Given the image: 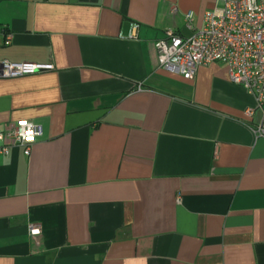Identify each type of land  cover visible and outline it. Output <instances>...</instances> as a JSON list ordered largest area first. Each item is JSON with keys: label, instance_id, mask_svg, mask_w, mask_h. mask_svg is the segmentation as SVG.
<instances>
[{"label": "crops", "instance_id": "1", "mask_svg": "<svg viewBox=\"0 0 264 264\" xmlns=\"http://www.w3.org/2000/svg\"><path fill=\"white\" fill-rule=\"evenodd\" d=\"M220 5L0 0V60L51 66L0 78V130L43 129L0 153V264H264L253 96L221 62L185 79L157 60Z\"/></svg>", "mask_w": 264, "mask_h": 264}, {"label": "built area", "instance_id": "2", "mask_svg": "<svg viewBox=\"0 0 264 264\" xmlns=\"http://www.w3.org/2000/svg\"><path fill=\"white\" fill-rule=\"evenodd\" d=\"M219 7L203 15V24L189 35L168 31L155 43L160 67L181 75L194 77L200 65L223 63L229 80L242 86L255 100L261 118L254 134L264 139V0H216ZM173 5L170 12L174 13ZM186 27L191 28L192 12L185 14ZM9 40L6 41V44ZM50 65L0 60V78L17 77L48 69ZM247 115L252 109L245 110ZM43 135L42 126L22 120L0 130V153L8 154L21 147L29 155L34 141ZM30 235L40 233L35 223L28 225Z\"/></svg>", "mask_w": 264, "mask_h": 264}]
</instances>
